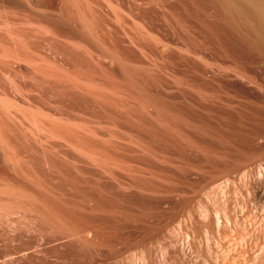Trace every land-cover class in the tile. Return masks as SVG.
<instances>
[{"label":"rangeland","instance_id":"rangeland-1","mask_svg":"<svg viewBox=\"0 0 264 264\" xmlns=\"http://www.w3.org/2000/svg\"><path fill=\"white\" fill-rule=\"evenodd\" d=\"M77 3L101 57L85 16L0 3V118L43 192L22 264H264V51L210 0Z\"/></svg>","mask_w":264,"mask_h":264},{"label":"bare ground","instance_id":"bare-ground-1","mask_svg":"<svg viewBox=\"0 0 264 264\" xmlns=\"http://www.w3.org/2000/svg\"><path fill=\"white\" fill-rule=\"evenodd\" d=\"M62 1V2H61ZM212 3H214V5L216 6V8L222 13V15L227 19V21H229L230 23H232L233 25H235L236 27H239L240 29L242 28V30H244L248 36V38L250 39L251 43H253V45H255L256 47L260 48L261 50L264 51V10L259 6V4L256 2V0H210ZM79 2V1H78ZM81 2V1H80ZM79 2V3H80ZM0 3H2L3 5H7V6H22V7H28L29 5V9L33 10L35 8H49V10H52L53 12V18L55 16V20H57L58 22L59 21H63V22H67L68 25H73L72 20L74 15L76 14V12H73V11H77V14H82L81 11L82 10H78L80 7V5L77 3V0H46V2L43 0H0ZM62 3V4H61ZM1 4V6H2ZM82 4V3H80ZM79 5V6H78ZM5 6V7H7ZM78 6V9H75L76 7ZM82 6V5H81ZM32 7V8H31ZM35 7V8H34ZM3 8V7H2ZM11 8V7H9ZM20 7H18L19 9ZM40 8V10H41ZM74 8V9H72ZM83 8V6H82ZM85 8V7H84ZM83 8V9H84ZM7 9V8H6ZM23 9V8H22ZM24 9H27V8H24ZM47 9V11H49ZM70 10L71 12H73V16L71 18V14L70 13ZM35 11V10H34ZM32 11V12H34ZM46 11V12H47ZM85 9H84V12H83V15H75L77 18H80L82 16H85V18L88 20V18L86 17V14L85 13ZM31 12V11H30ZM41 12V11H40ZM43 12V11H42ZM87 13V12H86ZM248 14L247 17H243V14ZM37 14H40L39 12ZM48 14V13H47ZM42 15V13L40 14ZM50 14H48V17L50 18L49 16ZM89 17V16H88ZM48 18V19H49ZM53 18H51L53 20ZM69 21H68V19ZM84 17H82V20H83ZM84 18V19H85ZM90 18V17H89ZM76 20V19H75ZM79 20V19H78ZM77 20V21H78ZM86 20V23L83 21L81 23H85L84 26H86V24H88L89 22L92 23L91 21H87ZM93 21V20H92ZM56 22V21H55ZM53 22V23H55ZM57 22V23H58ZM70 22V23H69ZM72 22V23H71ZM88 22V23H87ZM51 23V22H50ZM60 23V22H59ZM58 23V24H59ZM66 23V24H67ZM75 23V22H74ZM80 23V24H81ZM90 23L87 25V28L84 27L82 28L81 26V31L79 29V31L81 32V35H80V32H79V35L82 36L81 37V44H83L82 46H86L87 48L88 47H92L94 49V53L96 52V54L98 55V57L104 55V51L102 50L101 48V45H102V40H100L98 37H96L95 35H93L92 33V30L89 28H93L92 25L95 23L93 22L91 25ZM2 24V23H0ZM5 24V23H4ZM3 25V24H2ZM2 28L3 29V27ZM65 25V24H63ZM67 25V26H68ZM76 25V23H75ZM66 26V27H67ZM95 26V25H93ZM74 28V27H73ZM80 28V27H79ZM86 28V29H85ZM89 28V30H88ZM4 29H7L6 27ZM75 29V28H74ZM78 29V27L76 28ZM9 30V29H8ZM35 30V29H34ZM10 31V30H9ZM18 31V30H17ZM32 31V30H31ZM38 31V30H37ZM40 31V30H39ZM43 31V30H42ZM51 31V30H50ZM77 31V30H76ZM1 33H5V35L7 36V34L9 35V33H7L8 31H4V30H0ZM28 32V31H27ZM33 32V31H32ZM94 32V31H93ZM12 33V31H11ZM15 32H13L14 34ZM25 33V32H24ZM39 33V32H38ZM37 33V34H38ZM44 33V32H43ZM78 33V32H77ZM16 34V35H15ZM14 35L17 36V33H15ZM20 34V33H19ZM40 34V33H39ZM38 34V35H39ZM13 36V35H12ZM12 36L10 35V37L12 38ZM20 36V35H18ZM25 36V35H24ZM23 36V37H24ZM4 37V36H3ZM21 37V36H20ZM37 37V36H35ZM9 38V37H8ZM10 38V39H11ZM31 38V37H30ZM80 38V37H78ZM13 39V38H12ZM15 40H17V37L14 38ZM22 39V38H19L18 41ZM25 39V38H24ZM24 39L22 42H24ZM27 39V38H26ZM1 40H2V37H1ZM32 40V39H31ZM79 40V41H80ZM3 41V40H2ZM7 41V40H6ZM21 41V40H20ZM27 41V40H26ZM10 42V41H9ZM8 42V45H10V43ZM14 42V41H13ZM4 41L1 42V44L4 45ZM18 43V42H17ZM16 43V44H17ZM20 43V42H19ZM30 43V41H29ZM14 44V43H13ZM25 44V43H24ZM23 44V45H24ZM80 44V45H81ZM18 45V44H17ZM31 45V44H29ZM1 46V45H0ZM5 46V45H4ZM12 46V45H11ZM9 46V47H11ZM19 46L21 47L22 44H19ZM32 46V45H31ZM8 47V46H7ZM13 47V46H12ZM24 46H22L23 48ZM27 47V46H26ZM1 48V47H0ZM19 48V47H18ZM17 48V49H18ZM29 48V47H28ZM4 49V48H2ZM8 49V48H7ZM15 50V47L13 48ZM24 49V48H23ZM26 49V48H25ZM31 49V48H30ZM84 49V48H83ZM10 50V49H8ZM8 50L6 52H8ZM19 50V49H18ZM37 50V49H36ZM87 50V49H86ZM1 51V50H0ZM3 52L5 51L2 50ZM1 51V52H2ZM11 51V50H10ZM89 51V50H88ZM1 52H0V55H1ZM2 52V53H3ZM13 52V51H12ZM17 52V51H16ZM22 52V51H21ZM20 52V56H21V53ZM24 52V50H23ZM35 52V51H34ZM33 52V53H34ZM10 53V52H9ZM8 53V54H9ZM14 53V52H13ZM40 52H38L39 54ZM45 53V52H44ZM7 54V53H6ZM36 54V53H35ZM94 54V55H96ZM4 55V53L2 54ZM11 55V54H10ZM14 55L16 56L17 54L14 53ZM43 55V54H42ZM47 55V54H46ZM91 55V54H90ZM18 56V55H17ZM44 56V55H43ZM7 57H9L7 55ZM97 57V56H96ZM3 58V56H2ZM10 58V57H9ZM12 58V57H11ZM10 58V59H11ZM20 58V57H18ZM24 58V57H23ZM33 58V57H32ZM39 58V57H38ZM6 59V57L4 58ZM9 59V61H10ZM17 59V58H16ZM22 59V58H21ZM19 59V60H21ZM25 59V58H24ZM36 59V58H35ZM33 60V61H37V60ZM42 59V58H41ZM39 59V60H41ZM48 59V58H47ZM26 60V59H25ZM22 59V62H26V61ZM38 60V61H39ZM45 60V59H44ZM50 60V59H49ZM47 61V60H46ZM13 62V61H12ZM42 62V60H41ZM29 63V61H28ZM33 64V62H31ZM26 64V63H25ZM24 64V65H25ZM46 64V63H45ZM43 64V65H45ZM116 64L118 65V67H120V69L123 71V73L125 74L124 76L126 78L129 79V82H133L132 84L135 86V84H139L141 81H140V76L138 75V73L134 70V68L128 64L127 62H125L124 60H121V59H117L116 60ZM34 65V64H33ZM32 65V66H33ZM39 66V63L37 64ZM37 66V68H38ZM41 66V65H40ZM39 66V67H40ZM48 66V65H47ZM53 66V65H52ZM36 67V66H35ZM36 68V69H37ZM45 68V67H43ZM42 68V69H43ZM51 68V67H50ZM49 68V70H50ZM35 69V70H36ZM46 69V68H45ZM44 69V71H46ZM48 70V71H49ZM37 71V70H36ZM43 71V70H42ZM52 71V70H51ZM40 73V71H39ZM46 73V72H45ZM36 75H39L36 73ZM41 75V74H40ZM50 75V74H48ZM130 82V83H131ZM139 87V86H137ZM4 101V100H3ZM1 103V101H0ZM3 105V104H2ZM4 108V107H3ZM4 113V112H3ZM1 117V116H0ZM34 120V119H33ZM2 120L0 118V264H22L24 262V260L28 257L29 254L27 252V249L30 248V245H27L28 248L26 247H22L23 244L20 246V245H13V239L14 241L16 240L14 235H16V233H22L20 230L22 229H18V227L12 225L11 221L12 220H15V222L19 219H21L22 216H25V214H28L27 210V201H31L30 203H33L34 201H37V203L39 204V201H41V196H42V190L40 192V189L41 187L39 188V185L36 184V182L33 180H30V178L28 177H25L23 174H22V167H19L20 163L17 161H15L16 159H14L15 155L13 156V152H12V146H10V142L8 140V137L6 136L7 133L6 131L4 130V125H2ZM56 125V124H55ZM59 125V124H58ZM57 126V125H56ZM61 126V125H60ZM58 127V126H57ZM51 128V127H49ZM65 128V127H64ZM67 128V127H66ZM52 129V128H51ZM55 129V128H54ZM70 130V129H69ZM8 131V130H7ZM65 131V130H64ZM63 131V132H64ZM10 133V132H9ZM9 135V134H8ZM10 139V138H9ZM14 150V149H13ZM15 151V150H14ZM15 154V153H14ZM17 164L18 165V169L17 168ZM21 170V171H20ZM27 176V175H26ZM43 197V196H42ZM28 199V200H27ZM43 199V198H42ZM44 201V200H43ZM50 202V201H49ZM28 203V204H30ZM42 201L40 202L39 205H42L41 204ZM44 203V202H43ZM45 203H48L45 201ZM44 205L46 206L47 204ZM51 203V202H50ZM36 204L35 202L33 203V205ZM49 204V203H48ZM33 205L30 204V206L33 207ZM52 206V204H50ZM38 206V205H37ZM36 206V207H37ZM49 206V205H47ZM46 206V207H47ZM50 206V207H51ZM29 207V206H28ZM32 207H29V208H32ZM35 207V206H34ZM33 207V208H34ZM44 208V207H43ZM53 208V206L51 207V209ZM27 209V210H26ZM48 209V207L46 208V210ZM50 209V208H49ZM50 209V211H51ZM55 209V208H54ZM33 211V209H31ZM35 210V209H34ZM37 211L36 212H39L38 209H36ZM53 210V209H52ZM56 210V209H55ZM24 211H27L26 213ZM30 211V210H29ZM45 211V209H44ZM48 211V210H47ZM46 211V212H47ZM25 214H24V213ZM35 212V211H34ZM35 212V213H36ZM43 212V211H41ZM58 212V211H57ZM30 215L32 212H29ZM35 213H32V215H34ZM44 213V212H43ZM52 213V212H51ZM55 213V211H54ZM59 213V212H58ZM63 213V212H62ZM40 214V213H39ZM53 214V213H52ZM65 214V213H64ZM29 215V216H30ZM37 215V214H35ZM34 215V216H35ZM55 215V214H54ZM57 215V214H56ZM55 215V217H56ZM46 216V215H45ZM44 216V217H45ZM51 217V215H49ZM41 217H42V214H41ZM43 217V219H44ZM54 217V216H53ZM55 217H54V220H55ZM32 218V217H30ZM58 218V216H57ZM23 219V217H22ZM42 219V218H41ZM47 219V218H46ZM48 220V219H47ZM51 220V219H50ZM53 220V219H52ZM57 220V219H56ZM62 223V222H61ZM19 224V223H18ZM33 225V224H32ZM19 226V225H18ZM21 227V226H19ZM34 230V229H33ZM36 230V229H35ZM34 230V231H35ZM25 231V230H24ZM28 231V230H27ZM27 233V232H26ZM20 234H18L20 236ZM17 235V238H19ZM24 236V235H23ZM35 236V235H33ZM21 237V236H20ZM36 237V236H35ZM28 238V237H27ZM30 238V237H29ZM34 238V237H33ZM21 240V239H19ZM17 240V241H19ZM28 240V239H27ZM94 240V239H93ZM16 241V242H17ZM31 241V240H30ZM28 241V242H30ZM33 241V240H32ZM31 241V242H32ZM92 241V240H91ZM20 242V241H19ZM19 242H17V244H19ZM25 242V241H24ZM21 243V242H20ZM33 243V242H32ZM35 243V241H34ZM39 244V243H37ZM39 246V245H38ZM32 248V247H31ZM41 249V248H40ZM39 252V251H38ZM31 253V252H30ZM33 254H35L34 252H32ZM32 254V255H33ZM31 255V254H30ZM31 255V257H32ZM26 257V258H25ZM35 257V255H34ZM38 258V257H37ZM30 259V258H29ZM33 260L32 258L30 259V261ZM29 262V261H28Z\"/></svg>","mask_w":264,"mask_h":264}]
</instances>
